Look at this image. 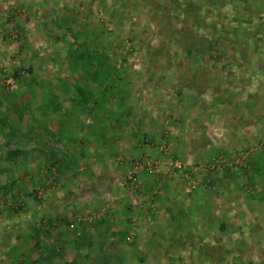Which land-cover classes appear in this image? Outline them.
<instances>
[{
  "label": "crops",
  "instance_id": "0c3cea01",
  "mask_svg": "<svg viewBox=\"0 0 264 264\" xmlns=\"http://www.w3.org/2000/svg\"><path fill=\"white\" fill-rule=\"evenodd\" d=\"M76 2L25 0L28 23L0 21V78L4 68L17 66L30 75L25 88H0V208L23 200L28 209L14 222L32 224L29 248H18L9 264H160L162 255L179 254L182 244L183 252L199 254L203 247L194 243L209 236L211 217L224 220L225 205L218 195L214 203L204 197V172L191 168L197 177L191 185L171 169L177 161L197 166L202 155L223 151L221 142L208 144L205 123L214 115L203 118L198 107L178 115L168 107L172 117L165 119L164 111L151 117L136 108L127 84L114 88L113 72L97 71V65L111 64L103 53L107 41L97 40L94 24L75 13ZM159 90L155 107L171 104ZM215 112L218 123L224 112ZM252 116L255 140L264 115ZM238 119L233 116L240 127ZM189 123L198 131L191 141L175 133ZM132 159L151 160L154 172L141 164L134 169L137 181L126 182ZM207 186L218 192V183Z\"/></svg>",
  "mask_w": 264,
  "mask_h": 264
},
{
  "label": "rangeland",
  "instance_id": "374dc122",
  "mask_svg": "<svg viewBox=\"0 0 264 264\" xmlns=\"http://www.w3.org/2000/svg\"><path fill=\"white\" fill-rule=\"evenodd\" d=\"M73 1L68 0V5ZM21 3L25 0H2L0 21L16 25L22 19L28 23L30 19ZM77 6L74 10L82 15L81 20L94 24L97 40L107 41L103 53L111 58V64L107 61L96 68L102 73L113 72L114 88L127 84L132 90L128 93L131 102L151 117L164 111V118L169 119L172 117L166 116L169 108L178 115L196 107L203 118L213 114L214 121L205 123L211 137L208 144L212 146L213 140L215 145L224 144L222 152L216 154L211 148L208 158L202 155L197 166L177 161L171 169L191 185V180L197 179L192 177L191 170L204 172L200 176L205 183L201 188L204 197L214 203L218 195L225 205L224 220L217 223V218L211 217L209 236L194 243L197 249L201 244V253L183 252L185 244H182L179 254L162 255L160 264H264V126L257 129L255 140L251 134L252 114L260 113V119L264 115V0H79ZM3 29L0 24V31ZM17 67L13 71L23 70L24 74L9 86L6 79L13 71L4 68L0 88L29 85L28 69ZM121 75L127 76L121 80ZM156 89H160L163 101L171 98V104L155 107ZM205 101L211 109L203 104ZM222 109L224 117L219 114L216 123L215 111ZM236 114L240 127L233 123ZM177 120L181 117H176ZM234 128L242 131L239 138ZM197 132L191 123L182 132L179 128L175 131L187 141ZM163 149H168L167 145ZM217 183L218 192L207 186ZM41 194L38 187L36 200ZM27 209L23 200L0 208V222L5 219L0 223V264L13 262V252L18 248H29L26 232L32 224L14 222ZM33 246L40 248L41 241L36 240ZM143 264L156 263L147 260Z\"/></svg>",
  "mask_w": 264,
  "mask_h": 264
},
{
  "label": "built area",
  "instance_id": "2783aa9c",
  "mask_svg": "<svg viewBox=\"0 0 264 264\" xmlns=\"http://www.w3.org/2000/svg\"><path fill=\"white\" fill-rule=\"evenodd\" d=\"M2 0H0L1 2ZM24 74V71L21 70L17 73H12L11 75H9L6 79V83L9 85V86H12L14 85L16 79L20 76ZM141 164L144 166V168L149 172V173H153L154 170H155V167H154V164L152 162H145V163H139L137 160L133 161L131 163V166H132V169L129 171V174L127 176V179L130 180V183H135L137 181V178L135 176V170L134 169H137L138 167L141 166ZM212 168V165L211 166H207V169H211Z\"/></svg>",
  "mask_w": 264,
  "mask_h": 264
}]
</instances>
